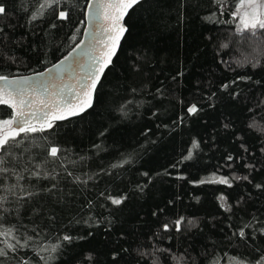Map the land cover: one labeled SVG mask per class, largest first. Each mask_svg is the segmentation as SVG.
Instances as JSON below:
<instances>
[{"label": "trees", "instance_id": "16d2710c", "mask_svg": "<svg viewBox=\"0 0 264 264\" xmlns=\"http://www.w3.org/2000/svg\"><path fill=\"white\" fill-rule=\"evenodd\" d=\"M238 1L140 0L92 106L0 150V264H264V29L237 31ZM0 3L14 76L77 42L88 0Z\"/></svg>", "mask_w": 264, "mask_h": 264}, {"label": "snow or ice", "instance_id": "6c2138e0", "mask_svg": "<svg viewBox=\"0 0 264 264\" xmlns=\"http://www.w3.org/2000/svg\"><path fill=\"white\" fill-rule=\"evenodd\" d=\"M60 0H45L44 4H41V9L45 7H52L53 4H58ZM140 0H97L95 5L89 4V8H94L95 11L91 14L90 20L99 23L101 20L104 21L103 24H99V30L104 33H109V39L113 41L111 46L105 45L109 48L104 60L103 65L98 69V73H102L103 69L112 62V57L116 54V45L119 44V40L123 33L126 31L121 21L124 16L128 13V10L134 5L138 4ZM245 9L244 11H241ZM7 14V9L4 4L0 3V16ZM42 14V13H41ZM68 13L65 11H59L58 19H66ZM239 18V24L237 25V31H247L249 29L255 30L264 29V0H240V4L237 6L236 13H234V19ZM37 16L33 14L31 20H36ZM0 32H3V29L0 28ZM95 38V37H94ZM87 55V53H85ZM67 59V57L65 58ZM63 64V61L61 62ZM99 74L95 75V78L90 79V84L84 85L81 84L80 90H74L72 87L68 88L69 93L75 92L73 100L78 102L72 103L67 100L65 97L63 100L55 99L53 94L52 98L49 100H39L38 103L43 105L44 108L50 109L49 111L44 112L43 118L38 115L39 109L33 110L31 112H26V108H32L34 104L37 103L36 99L33 98L29 100L27 98L28 92L31 90V85L27 79L21 80H9L6 76L0 75V81H3V87H0V105H7L12 109L10 119H0V150L6 149L9 146L10 141H16L17 137L23 134L35 133L37 131H43L45 127L51 128L52 121L63 120L67 116H75L83 111L86 108L91 107V98L92 92L96 89V85L99 82ZM44 87V90L47 92V87ZM227 87V85H225ZM86 97V98H85ZM189 114H195L198 109L195 104L190 106L187 109ZM33 120L41 121L40 126L37 127L33 123ZM198 144L194 141L192 148H197ZM58 147H51L48 150V155L55 158L59 152ZM192 151L191 149L188 152V155L184 159L191 158ZM231 159V157H229ZM4 160L0 158V165L4 164ZM117 165H113L116 167ZM8 171L7 168L0 167V172ZM33 175H39V173H33ZM71 175V173H69ZM247 179V177H244ZM199 183H215L231 186L230 181L227 177H217L215 174L213 176L199 181ZM259 187V185L257 186ZM103 195V194H102ZM111 199L113 205H120L123 202V197H108ZM221 201H225L226 197L221 195L219 197ZM224 206L223 204L221 205ZM183 218L175 222L176 230L179 231ZM165 231L168 230L169 225H163ZM8 233H5L7 235ZM240 236H244L243 229L240 230ZM64 240H70L71 237L65 235ZM19 243V241H17ZM27 243V242H25ZM23 246V245H22ZM10 250H15L14 245H7ZM58 245L53 246V251ZM0 255H5L3 249H0Z\"/></svg>", "mask_w": 264, "mask_h": 264}, {"label": "water", "instance_id": "95a60500", "mask_svg": "<svg viewBox=\"0 0 264 264\" xmlns=\"http://www.w3.org/2000/svg\"><path fill=\"white\" fill-rule=\"evenodd\" d=\"M96 2L97 0H88L84 12V26L80 38L61 58L40 71L22 75L6 76L9 80L27 79L29 81L31 90L28 92L27 98L29 100L35 98L37 103L34 104L32 108H26V112H31L38 108V115L43 118L44 112L49 111L50 109L44 108L43 105L38 103V101L41 99L49 100L52 98L53 94H56L55 99L58 100H63L66 97L69 102H78V99L73 100L75 92L73 91L72 93H69L68 88L72 87L74 90H80L81 84H90L91 81L89 77L95 78V75L97 74H99L100 82L105 70L111 65L112 62L103 69L102 73H98V69L103 65L104 60L107 58L106 54L109 51V48L105 45L107 44L111 46L113 41L109 39V33H104L99 30V24H103L104 21L101 20L99 23H95L90 20V16L95 9L89 8V4L95 5ZM127 14L121 21L125 29V18ZM125 32L121 36L119 44L116 45V53ZM85 53H87V55H85ZM115 55L112 57V61ZM66 57L67 59H65ZM62 61L63 64H61ZM99 82L97 83L96 88ZM3 84L4 82L0 81V87H3ZM41 85L47 87V92ZM95 91L96 89L92 92L91 106L94 101ZM89 108L90 107L86 108L85 111ZM9 109L12 112V109ZM70 117L74 116H67L65 119ZM33 123L36 124V126H40L41 121L33 120Z\"/></svg>", "mask_w": 264, "mask_h": 264}, {"label": "rangeland", "instance_id": "374dc122", "mask_svg": "<svg viewBox=\"0 0 264 264\" xmlns=\"http://www.w3.org/2000/svg\"><path fill=\"white\" fill-rule=\"evenodd\" d=\"M240 4V0L238 1V4L237 6ZM237 6H236V9H237ZM245 9H242L241 11H244ZM235 13H236V10H235ZM236 21H237V25L239 24V18L237 17L236 18ZM6 119H10V118H6Z\"/></svg>", "mask_w": 264, "mask_h": 264}]
</instances>
